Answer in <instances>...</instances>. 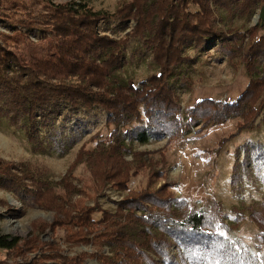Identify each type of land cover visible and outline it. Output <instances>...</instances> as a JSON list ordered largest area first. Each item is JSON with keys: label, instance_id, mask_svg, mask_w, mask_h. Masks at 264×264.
<instances>
[{"label": "trees", "instance_id": "obj_1", "mask_svg": "<svg viewBox=\"0 0 264 264\" xmlns=\"http://www.w3.org/2000/svg\"><path fill=\"white\" fill-rule=\"evenodd\" d=\"M257 10L264 14V0H130L113 13L94 11L82 0L53 4L42 13L29 11L15 21L16 13L0 9V22L12 29L11 34L0 32V116L44 151L62 156L73 142L66 124L81 112L101 109L105 125L113 127L112 141L97 146L95 175L100 189L110 184L125 191L131 167L137 173L147 166L144 154H131L134 140L177 137L196 125H219L235 117L253 125L264 113V18L245 32L232 23L248 21ZM100 21H133L134 26L116 39L98 34ZM35 31L47 41L46 50L20 60L12 49ZM133 39L157 68L137 84L118 72ZM215 41L229 62L245 68L249 84L234 102L202 99L182 111L179 92L192 86L189 77H179L190 61L186 50ZM259 147L264 160V147ZM127 153L130 161L124 160ZM149 176L151 185L164 172L150 169ZM174 184L130 191L115 203L114 213L101 211L99 220L93 218L95 205H65L57 210L54 225L63 227L67 247H98L89 256L97 264H177L170 260L171 246L179 264H239L242 256L215 234L209 216L175 197ZM22 241L0 235L6 255L0 264H85L88 257L68 256L54 240L38 243L37 249L35 241ZM105 247L108 254L100 252ZM31 252L34 257L27 256Z\"/></svg>", "mask_w": 264, "mask_h": 264}, {"label": "rangeland", "instance_id": "obj_2", "mask_svg": "<svg viewBox=\"0 0 264 264\" xmlns=\"http://www.w3.org/2000/svg\"><path fill=\"white\" fill-rule=\"evenodd\" d=\"M71 1L82 0H0V9L16 13L15 21L26 12L42 13L48 6ZM84 1L94 11L113 13L130 0ZM260 14L257 10L248 21L234 19L233 26L245 32L262 20ZM133 26V21L124 24L100 21L98 34L117 39ZM0 32L11 34L12 29L0 22ZM131 42L118 72L137 84L156 73L157 68L151 55L139 46L140 41ZM17 43V48L12 50L24 61L47 48V41L41 39L38 31ZM208 43L199 50H186L190 61L182 66L179 77H189L192 86L190 91L179 92L182 111L202 99L234 102L249 84L245 68L229 62L218 51L217 41ZM244 123V119L235 117L219 125H196L190 133L177 137L162 135L149 143L134 140L131 154H144L147 166L137 173L132 166L127 189L121 191L111 188L110 184L100 189L95 175V161H98L95 150L112 141L113 127L105 125V113L101 109L81 112L66 124L65 134L71 135L73 142L62 156L44 151L40 142L32 143L19 126H12L5 116H0V168H4V171L0 169L3 173L0 175V235L20 238L23 244L35 241L34 248L38 243L54 240L61 243L68 256L86 254L85 264H97L89 256L98 247L90 244L67 247L64 243L63 227L54 225L57 210L65 205L67 208L95 205L98 211L93 218L99 220L101 211L114 213L115 203L130 191L148 188L149 171L156 169L163 171L164 176L154 180L151 189L163 183H175L171 188L175 197L184 199L194 212L209 216L215 234L225 238L242 256L239 264H264V160L259 150V146L264 147V113H260L253 125ZM136 125L133 123L132 128ZM131 154H125L124 160L130 161ZM100 252L108 254V248ZM168 254L172 262L179 264L176 248L171 246ZM5 256L0 250V261L6 260ZM27 256L34 257L35 253Z\"/></svg>", "mask_w": 264, "mask_h": 264}, {"label": "water", "instance_id": "obj_3", "mask_svg": "<svg viewBox=\"0 0 264 264\" xmlns=\"http://www.w3.org/2000/svg\"><path fill=\"white\" fill-rule=\"evenodd\" d=\"M259 17H260L261 19H263V18H264V14L261 13V14L259 15Z\"/></svg>", "mask_w": 264, "mask_h": 264}]
</instances>
